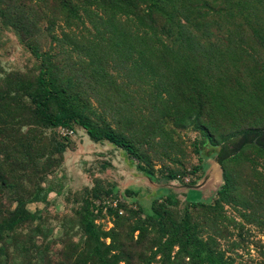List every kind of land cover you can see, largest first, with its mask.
Returning <instances> with one entry per match:
<instances>
[{
	"label": "trees",
	"instance_id": "1",
	"mask_svg": "<svg viewBox=\"0 0 264 264\" xmlns=\"http://www.w3.org/2000/svg\"><path fill=\"white\" fill-rule=\"evenodd\" d=\"M0 19L37 61L34 78L0 85V264L14 253L23 256L17 264H235L194 213L220 216L231 206L264 228L256 212L264 206V0H0ZM17 123L78 125L150 178L146 147L192 129L219 148L224 183L214 204L192 202L183 213L175 194L145 211L98 205L103 192L88 189L82 244H65L56 261L44 251L31 258L33 239L17 235L37 216L21 201L1 208L13 187L3 151L34 148L15 134ZM104 215L114 219L110 230L97 223Z\"/></svg>",
	"mask_w": 264,
	"mask_h": 264
},
{
	"label": "rangeland",
	"instance_id": "2",
	"mask_svg": "<svg viewBox=\"0 0 264 264\" xmlns=\"http://www.w3.org/2000/svg\"><path fill=\"white\" fill-rule=\"evenodd\" d=\"M41 45L45 50L49 48L47 41L43 40ZM36 72L37 61L30 49L0 19V85L4 87L19 77L34 78ZM14 127L19 139H26L24 142L34 148L28 152L30 156L27 148L15 155L10 148L3 151L9 158L7 170L13 175V187L4 192L1 208L14 210L21 201L37 216L33 225L22 227L17 235L21 241L33 239L31 258L44 251L48 260L56 261L65 244H82L84 234L78 212L88 189L103 192L98 205L117 208L123 203L145 211L154 200L175 194L180 202L178 211L183 213L192 202L214 204L216 192L224 183L222 170L215 161L219 148L212 147L192 129L177 131L170 138L157 139L153 147H146L155 165V175L150 178L138 169L136 159L113 144L92 140L78 125L54 128L17 123ZM194 186L200 187L189 188ZM111 188L115 192L107 194ZM256 212L264 214V206H257ZM122 213L127 214L125 210ZM194 216L204 226V233L217 238L235 264H264L263 227L247 222L231 206H226L220 216L214 213L207 217L200 209ZM97 223L104 230L114 227V219L106 215ZM39 245L42 248H34ZM13 255L11 264L23 258L17 253Z\"/></svg>",
	"mask_w": 264,
	"mask_h": 264
},
{
	"label": "water",
	"instance_id": "3",
	"mask_svg": "<svg viewBox=\"0 0 264 264\" xmlns=\"http://www.w3.org/2000/svg\"><path fill=\"white\" fill-rule=\"evenodd\" d=\"M219 168H220V166H219ZM200 186H194V187H189V188H191V189H195V188H199Z\"/></svg>",
	"mask_w": 264,
	"mask_h": 264
},
{
	"label": "crops",
	"instance_id": "4",
	"mask_svg": "<svg viewBox=\"0 0 264 264\" xmlns=\"http://www.w3.org/2000/svg\"><path fill=\"white\" fill-rule=\"evenodd\" d=\"M218 165V164H217ZM219 166V165H218Z\"/></svg>",
	"mask_w": 264,
	"mask_h": 264
}]
</instances>
